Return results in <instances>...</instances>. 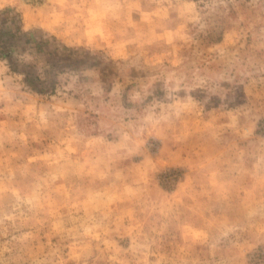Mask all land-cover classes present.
Listing matches in <instances>:
<instances>
[{"label":"rangeland","instance_id":"374dc122","mask_svg":"<svg viewBox=\"0 0 264 264\" xmlns=\"http://www.w3.org/2000/svg\"><path fill=\"white\" fill-rule=\"evenodd\" d=\"M0 264H264V0H0Z\"/></svg>","mask_w":264,"mask_h":264},{"label":"trees","instance_id":"16d2710c","mask_svg":"<svg viewBox=\"0 0 264 264\" xmlns=\"http://www.w3.org/2000/svg\"><path fill=\"white\" fill-rule=\"evenodd\" d=\"M25 37V36H24ZM50 48V51H52V50H54V53L56 54L57 52V50H58V48L57 47H55V48H53V47H49ZM40 51V50H39ZM54 53H52V54H49L48 53V55H55ZM57 55V54H56ZM50 61H52V62H54V59H51Z\"/></svg>","mask_w":264,"mask_h":264}]
</instances>
